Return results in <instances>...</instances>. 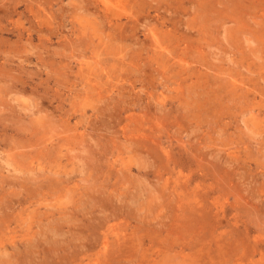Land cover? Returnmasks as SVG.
I'll list each match as a JSON object with an SVG mask.
<instances>
[{
  "label": "rangeland",
  "instance_id": "1",
  "mask_svg": "<svg viewBox=\"0 0 264 264\" xmlns=\"http://www.w3.org/2000/svg\"><path fill=\"white\" fill-rule=\"evenodd\" d=\"M0 264H264V0H0Z\"/></svg>",
  "mask_w": 264,
  "mask_h": 264
},
{
  "label": "bare ground",
  "instance_id": "2",
  "mask_svg": "<svg viewBox=\"0 0 264 264\" xmlns=\"http://www.w3.org/2000/svg\"><path fill=\"white\" fill-rule=\"evenodd\" d=\"M42 170V169H41Z\"/></svg>",
  "mask_w": 264,
  "mask_h": 264
}]
</instances>
